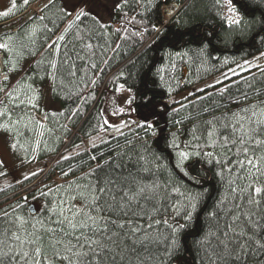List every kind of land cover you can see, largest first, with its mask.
<instances>
[{
  "label": "trees",
  "instance_id": "obj_1",
  "mask_svg": "<svg viewBox=\"0 0 264 264\" xmlns=\"http://www.w3.org/2000/svg\"><path fill=\"white\" fill-rule=\"evenodd\" d=\"M5 13L0 129L15 160L0 179L42 162L0 184L5 264L76 261L75 236L91 233L61 220L91 211L107 180L130 211L91 214L138 230L112 229L104 264H264V61L233 71L264 55V0H16ZM108 111L135 127L89 141Z\"/></svg>",
  "mask_w": 264,
  "mask_h": 264
},
{
  "label": "snow or ice",
  "instance_id": "obj_2",
  "mask_svg": "<svg viewBox=\"0 0 264 264\" xmlns=\"http://www.w3.org/2000/svg\"><path fill=\"white\" fill-rule=\"evenodd\" d=\"M16 0H13V4L15 5ZM24 4L29 3V0H22ZM3 15H7V13H3ZM79 19V16H77ZM6 44H0V49L6 48ZM264 143V141H262ZM247 152V149H244ZM249 164H252V161H248ZM255 165H253L254 167ZM3 175V173H0ZM115 182L112 180H107L104 182V185L96 188L90 198V208L91 211L89 212H81L80 209H73L69 208L65 211L69 212L70 215L64 216L63 211L61 215L64 216L63 220H61V224L65 222L68 224L69 228L72 230L77 229H89L91 235L86 232L81 231L79 235L75 236L77 241V246L79 248L86 249L85 251H77L73 255L78 259L73 261L71 257H65V259L69 260V264H104L105 257L103 255L105 249L108 252L113 251V248L117 246L120 242L121 233L118 231H113L112 229H125L127 226L128 230L135 235L136 231L138 230V226H134L131 219L127 221H119L111 219V217H100V216H93L91 213L99 212L101 210L106 212H111L113 215L117 213H121L122 215L127 216L128 208L127 203L125 202L126 199L128 201L132 200L133 197H129L128 194L125 192L122 195L117 196L111 187ZM107 185V186H105ZM144 189H141L140 192L142 193ZM257 193L261 191V189L257 188L255 190ZM86 200L89 198H85ZM81 216L80 220H77V216ZM238 219V218H234ZM111 226V227H110ZM228 229L235 232V229L232 225L228 226ZM70 233H65V235H69ZM238 236H246V233H236ZM127 235V233H124ZM229 235L228 231L224 232V236L227 237ZM99 237V238H94ZM19 239V237H16ZM251 239V238H249ZM105 241L111 242L113 248H109L108 243ZM3 241H0V245H2ZM221 244L227 248V244L224 241H220ZM75 247V246H74ZM239 248L243 249L246 247V244L241 242L238 245ZM264 248V244L261 245ZM71 248L69 251L71 252ZM38 251V250H37ZM8 256V253H5L0 249V264H5V257ZM101 257L100 260H97V257ZM36 264H40L39 261Z\"/></svg>",
  "mask_w": 264,
  "mask_h": 264
},
{
  "label": "rangeland",
  "instance_id": "obj_3",
  "mask_svg": "<svg viewBox=\"0 0 264 264\" xmlns=\"http://www.w3.org/2000/svg\"><path fill=\"white\" fill-rule=\"evenodd\" d=\"M39 1H44V0H38ZM83 0H66V2L68 4L73 3L74 6L77 7V4L80 3ZM87 2L91 1V0H84ZM81 5H84L83 3ZM13 6V0H0V14L5 13L6 11H9L10 8H12ZM37 6V4H33L30 5V9H34ZM80 6V5H79ZM30 11V10H29ZM169 17V15H167V18ZM264 61V55H255L249 59H244L239 61L238 63H236L233 66V71H236L235 73H238L240 71H243L246 68L252 67L254 65L260 64ZM3 75L0 74V77H2ZM217 77V76H215ZM215 77H211V78H207L201 82H199L198 84H195L193 87H196L194 89H190V91H194L197 88H200L208 83H211V80L214 79ZM198 86V87H197ZM182 94L187 92V89H184L182 91H180ZM182 94L179 93H175V94H171L169 96H167L162 103L164 104H168L170 102H172L173 100L178 99V97ZM123 102H125V98L124 96H120L118 98V100L114 103V110L112 113L116 114L118 111H120L122 109V104ZM47 106L53 108V106H55L52 102H48L47 101ZM264 111V110H263ZM107 115V119L108 121H110L112 123V127L105 129V130H101L99 131L97 134H95L94 136H92L91 138H89V141H98L102 138L105 137H110L114 134H117L121 131H123L126 128L129 127H135L136 123L132 121V119H122L120 117H111L109 115V111L106 113ZM12 150V146L11 143L8 140V135L4 130L0 129V161L5 164V165H13V161L15 160L14 155L11 153ZM181 153V152H180ZM42 165V162H34L28 165H25L24 167L18 169V170H14L12 171V169H10V171H12L13 173H15L14 175L8 176V177H2L0 179V184L10 180V178L12 177H19L20 175L30 172L38 167H40Z\"/></svg>",
  "mask_w": 264,
  "mask_h": 264
},
{
  "label": "water",
  "instance_id": "obj_4",
  "mask_svg": "<svg viewBox=\"0 0 264 264\" xmlns=\"http://www.w3.org/2000/svg\"><path fill=\"white\" fill-rule=\"evenodd\" d=\"M5 62L4 58L1 59V64H3ZM28 211L30 214H35L37 211V205L34 202H29L28 203Z\"/></svg>",
  "mask_w": 264,
  "mask_h": 264
}]
</instances>
